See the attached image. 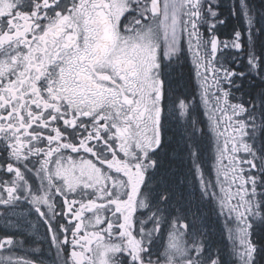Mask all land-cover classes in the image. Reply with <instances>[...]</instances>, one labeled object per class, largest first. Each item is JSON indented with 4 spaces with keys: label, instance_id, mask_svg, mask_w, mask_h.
I'll list each match as a JSON object with an SVG mask.
<instances>
[{
    "label": "flooded vegetation",
    "instance_id": "af4514ba",
    "mask_svg": "<svg viewBox=\"0 0 264 264\" xmlns=\"http://www.w3.org/2000/svg\"><path fill=\"white\" fill-rule=\"evenodd\" d=\"M185 77L190 91L176 90ZM199 79L222 146L236 148L243 109L259 117L249 148L264 147V108L248 92L264 88V0H0V264H162L142 232L170 227L157 219L177 204V185L158 199L170 159L191 179L187 142L177 159L168 140L189 127L175 97L197 99ZM194 137L204 163L209 144ZM252 239L258 264L264 232Z\"/></svg>",
    "mask_w": 264,
    "mask_h": 264
},
{
    "label": "rangeland",
    "instance_id": "374dc122",
    "mask_svg": "<svg viewBox=\"0 0 264 264\" xmlns=\"http://www.w3.org/2000/svg\"><path fill=\"white\" fill-rule=\"evenodd\" d=\"M194 39L195 37L192 38L195 44ZM172 52L178 55V50H172ZM198 52V50H193L194 63L197 61L195 57L198 56ZM196 85L200 98L203 87L205 88L207 85L201 79ZM211 85L210 82V87H212ZM212 97L213 95L207 93L199 99L205 112L197 109L193 101L185 106L180 99L174 100L173 109L181 110V115H185L187 119L192 120V124L198 125V122L194 120L195 118H198L201 123V116L204 113L206 120L210 123V134L200 132V127L197 126V130L190 125L188 130L182 128L180 142L182 144L187 142L188 144L190 137L195 135L197 139H200L197 135V133H200L204 144H212L207 147L206 161L208 164L207 169L202 172L206 175L205 180L208 184L204 182L201 176L202 169L200 170V166L204 167V159L201 162L199 158V163L197 159L190 163L193 176L195 171L198 172L196 178L198 188L193 185L192 175H190L191 179L186 190L180 194L178 190H176V193L171 194L167 189L168 184L161 182L160 187L168 190V193L174 198L173 202H177L174 207L168 206L169 203H167L168 209L171 210L168 211L167 209L164 214L162 209L163 214L158 215L157 218L159 222L161 220L163 223H168L170 227L165 230L161 225H156L154 229L151 227L148 231L144 230L142 237L149 240L150 243L157 241L158 247L161 246L160 255L164 260L162 264H213V262L215 264H253L251 256L256 251V247L252 243V231L255 237L257 234L260 235V228L257 227L261 226L264 220V210L261 208V205H264V178L260 177L264 173V167L261 166L262 162L259 155L262 147L258 144L252 149L249 148L254 144V139L259 138L256 135L257 131L254 130L258 127L259 117L257 114L241 109L242 117L238 122L239 125L236 126L238 134L236 135V148L219 146L220 139L216 135L215 125L213 124L217 102H214ZM192 105L195 106L191 110ZM194 111L195 116L192 117ZM237 116L238 114L235 118ZM245 116L249 117L250 120L254 119L255 122L251 123L249 120L247 121L249 125H246ZM181 122L184 124L183 121ZM182 124L179 123V126ZM262 135L264 136V134ZM250 137L252 140H250ZM171 141L173 139L170 135L168 142L171 144ZM140 148L141 146L138 143V145H131L128 150L129 152H137ZM133 160L134 162L137 161L135 156H133ZM239 160L243 164L240 165ZM187 161H192L191 155L187 158ZM250 165L257 168V175L252 173ZM231 175L235 178L236 185L231 184L230 188ZM114 176L115 172L112 175V180ZM118 179L120 182H113L110 179L107 182V184L114 186L113 194L116 196V200L123 197L125 187L122 179ZM97 185L100 187L104 186L105 183L97 182ZM202 198L204 201H202ZM206 199H208V202H205ZM160 201L166 202L165 197H160ZM214 219H216V222H214ZM189 220L193 225L191 230ZM188 232H190V237L186 236ZM210 253L212 256H209ZM102 254H106V256L103 255L105 258L109 257L108 254H115L113 245L104 246ZM222 259L225 260L224 263L220 261Z\"/></svg>",
    "mask_w": 264,
    "mask_h": 264
},
{
    "label": "trees",
    "instance_id": "16d2710c",
    "mask_svg": "<svg viewBox=\"0 0 264 264\" xmlns=\"http://www.w3.org/2000/svg\"><path fill=\"white\" fill-rule=\"evenodd\" d=\"M187 81L188 80H187L186 77L183 78V79L181 78V80H179L177 82V84H176V90H178L179 88H183L182 87L183 84H186V89L183 88L182 90H186V91L188 90V91H190V88L187 85ZM257 82L258 83H261V78H260V76H259L258 73H257ZM248 92H249V94L253 95L256 100L261 101V106H262V108H264V88L258 86L255 89H253L252 87H250V89L248 90ZM197 135L200 137V139H198V140H200V142L202 144H204L203 143V140L201 138V135L200 134H197ZM171 136H172L173 141H171V144L169 146V152H170V155L172 157H175V158L178 159L179 156H180V154H181L180 151L182 149V145L183 144L180 142V139L181 138L179 136H177V138H174L173 135H171ZM195 137H196V135H195ZM190 144H192V142L191 143H188L187 145L190 146ZM194 144H196V142H194ZM188 146H187V150L189 151L191 157L194 154V156L197 159V162L199 163L198 158L201 156L202 150L201 149H197V148H195V149L192 150V148H190ZM185 149H186V147H185ZM186 155H188V154L186 153ZM259 155H260V158H261V161H262V165L264 166V147H262V149L259 151ZM181 164L182 163H180L178 160L170 159L168 171L165 173V176L162 179V183L163 184H168L169 187H172V186H176L177 185L178 186L177 187V190H178L179 194L181 193V191H183L182 189L180 190L181 186H185L187 188V184H185V182L182 181L183 177L186 176V169L184 168V166L182 167ZM261 177L264 178V173H263V175ZM192 182H193V185L195 187L196 186V183H197V180L192 181ZM165 190L166 189L161 188L160 193H159L160 194V197H161V194ZM160 197H158L159 200H160ZM262 210H264V208H262ZM192 228H193V225H191L190 230ZM257 228H260V232L261 231L264 232V220H263L262 225L261 226L259 225ZM259 236L260 235H257V238H259ZM259 242H262V241L259 239ZM259 242H257V244ZM262 247L264 249V243H263V246ZM209 256H212L211 253H210ZM262 258L264 259V256H261V259ZM163 261L164 260L161 258L157 263H163ZM220 261L224 263L225 260L222 259ZM258 264H264V261L259 262Z\"/></svg>",
    "mask_w": 264,
    "mask_h": 264
},
{
    "label": "snow or ice",
    "instance_id": "6c2138e0",
    "mask_svg": "<svg viewBox=\"0 0 264 264\" xmlns=\"http://www.w3.org/2000/svg\"><path fill=\"white\" fill-rule=\"evenodd\" d=\"M215 15V13L213 14ZM162 146V145H161ZM159 147V146H158ZM153 163V166H155V161L152 162ZM261 208H264V205H261ZM213 264H215V262H213ZM253 264H255V261L253 260Z\"/></svg>",
    "mask_w": 264,
    "mask_h": 264
}]
</instances>
